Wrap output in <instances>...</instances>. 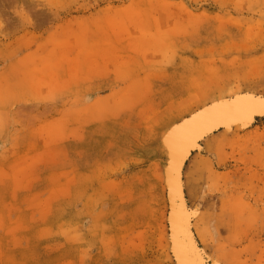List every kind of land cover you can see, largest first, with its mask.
Wrapping results in <instances>:
<instances>
[{
  "label": "rangeland",
  "instance_id": "obj_1",
  "mask_svg": "<svg viewBox=\"0 0 264 264\" xmlns=\"http://www.w3.org/2000/svg\"><path fill=\"white\" fill-rule=\"evenodd\" d=\"M249 92L264 0H0V264H175L164 134ZM182 179L207 263L264 264V120Z\"/></svg>",
  "mask_w": 264,
  "mask_h": 264
},
{
  "label": "bare ground",
  "instance_id": "obj_2",
  "mask_svg": "<svg viewBox=\"0 0 264 264\" xmlns=\"http://www.w3.org/2000/svg\"><path fill=\"white\" fill-rule=\"evenodd\" d=\"M215 120L222 122L196 135L197 131ZM259 120H264V94L235 93L201 106L164 134L163 144L168 151L170 163L163 181L168 205V239L175 264H208L201 242L193 230L192 211L182 202V170L187 159L199 148L201 142L216 132L232 127L249 128Z\"/></svg>",
  "mask_w": 264,
  "mask_h": 264
},
{
  "label": "water",
  "instance_id": "obj_3",
  "mask_svg": "<svg viewBox=\"0 0 264 264\" xmlns=\"http://www.w3.org/2000/svg\"><path fill=\"white\" fill-rule=\"evenodd\" d=\"M232 101V100H231ZM222 120H215L213 122L208 123L206 126H204L200 131L196 132V135L199 134L200 132H204L206 130H209L211 128H214L217 124L221 123Z\"/></svg>",
  "mask_w": 264,
  "mask_h": 264
}]
</instances>
